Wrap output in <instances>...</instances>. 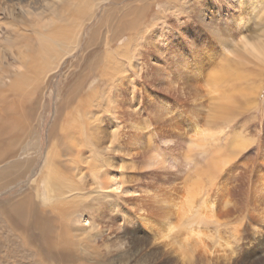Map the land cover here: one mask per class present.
Returning a JSON list of instances; mask_svg holds the SVG:
<instances>
[{"label":"rangeland","instance_id":"1","mask_svg":"<svg viewBox=\"0 0 264 264\" xmlns=\"http://www.w3.org/2000/svg\"><path fill=\"white\" fill-rule=\"evenodd\" d=\"M11 1L0 0V121L16 125L1 138L0 169L23 171L0 180V264H264V58L230 49L262 27L264 6ZM223 73L236 96L229 112L209 107L206 78ZM47 166L72 188L57 194ZM112 176L120 192L102 187ZM23 201L42 237L14 218ZM186 209L182 230L162 241ZM79 211L87 221H70Z\"/></svg>","mask_w":264,"mask_h":264},{"label":"bare ground","instance_id":"2","mask_svg":"<svg viewBox=\"0 0 264 264\" xmlns=\"http://www.w3.org/2000/svg\"><path fill=\"white\" fill-rule=\"evenodd\" d=\"M6 1H8V0H6ZM15 1V0H14ZM20 1V0H19ZM21 1H23V0H21ZM30 1V0H29ZM10 2H12L13 3V1H11L10 0ZM15 2H17V1H15ZM25 1H23V3H24ZM27 2H28V0H27ZM32 2V1H31ZM3 3V2H2ZM18 3V2H17ZM30 3V2H29ZM15 4V3H14ZM25 4V3H24ZM31 4V3H30ZM84 4H85V2H84ZM19 5V4H18ZM26 5H28L27 3H26ZM7 6V5H6ZM25 6V5H24ZM23 6V7H24ZM250 6H252L253 8H254V10H256V11H258L259 9H262L263 8V6H264V0H250ZM25 9V8H24ZM28 9V6H27V8L25 9V10H27ZM31 13V12H30ZM29 13V14H30ZM260 14V12L259 13H257L256 12V16H258ZM28 15V14H27ZM262 15L264 16V12L262 13ZM262 21H264V20H262ZM35 26H38V25H35ZM34 26V30H37V28H38V31H39V33H35V39L36 40H39V39H42L43 37L45 38V34L44 33H42V31H43V29H44V26H45V23L43 24V26H39V27H35ZM262 27L258 30V31H256L255 33H247V34H243L242 36H241V41H240V46L238 47V46H236L237 44H235V45H230L231 47H230V49L234 52V53H237V54H239V56H244V55H246V53H247V55H249V52H250V54L251 55H253V56H259V59H260V57L261 58H264V23H262V25H261ZM50 31H52V30H50ZM42 33V34H41ZM46 33V32H45ZM57 33V32H56ZM41 34V35H40ZM58 34V33H57ZM53 35H54V33H53ZM64 36V35H63ZM34 37V36H33ZM50 37V36H49ZM53 37V36H52ZM54 37H56V36H54ZM17 38V37H16ZM18 39V38H17ZM21 39V38H20ZM34 39V38H33ZM46 39H48V38H46ZM62 39V38H61ZM25 41H26V39H24ZM52 40H53V38H52ZM57 40V39H56ZM17 41H20V40H17ZM22 41V40H21ZM20 41V42H21ZM24 41V42H25ZM42 41V40H41ZM41 41H39V42H41ZM50 41V40H49ZM19 42V43H20ZM28 42H31L30 40H28ZM33 42V41H32ZM48 42V41H47ZM84 42V41H83ZM18 43V46H22L23 44H19ZM26 43V42H25ZM56 43H58V41L56 42ZM44 44V43H43ZM49 44H51V43H49ZM31 46V45H33V44H27V46L25 45L24 47H25V49H23V48H18L19 50L20 49H22L23 51H21L22 53L19 55V57L18 58H22L23 60H25L26 61V59H27V57H28V55H29V52H27L26 50L28 49V47L29 46ZM17 46V47H18ZM43 46V45H42ZM50 46V45H49ZM38 47H39V45H38ZM46 47V46H45ZM29 48H31V47H29ZM49 48V47H48ZM50 51V50H49ZM51 51H52V48H51ZM16 52H18V51H16ZM52 52H54V51H52ZM230 54L232 53V52H230V51H228ZM34 54V53H33ZM50 54V53H49ZM51 55V54H50ZM31 56V55H30ZM39 56H40V54H39ZM43 56V55H42ZM46 57H48V56H46ZM228 57V56H227ZM33 58V57H32ZM249 59H251V58H249ZM255 59H258V58H256L255 57ZM19 60V59H18ZM36 60V59H35ZM34 60V61H35ZM261 60V59H260ZM262 60H264V59H262ZM22 62V61H21ZM241 62V61H240ZM262 62V61H261ZM23 63V62H22ZM31 63V62H30ZM237 63V62H236ZM245 65V64H244ZM231 66V65H230ZM223 67V66H222ZM241 67V66H240ZM30 68V67H29ZM33 68H34V66H33ZM54 68V67H53ZM233 68V67H232ZM37 69H38V67H37ZM18 71V70H17ZM39 71V70H38ZM212 72V71H211ZM208 73V72H207ZM214 73V72H213ZM235 73H236V71H235ZM234 73V74H235ZM77 74V73H76ZM226 74V73H225ZM224 73L223 74H220V75H218L220 78H218L220 81H218V79H215V75H213V77H211L210 78V76H209V78H206L208 81V83H207V85H208V88H207V91H209V90H211V92H212V94L210 95V96H212L213 97V100L210 102V109H218V111H219V109H224L225 111H228L229 112V110H230V107L232 106V103H231V101H232V99H235L236 98V96H234L232 93L230 94V92H228V91H225V88H224V83L223 82H221V81H229V80H227L228 78H227V76H228V74L227 75H225ZM233 74V75H234ZM238 74V73H237ZM209 75H210V72H209ZM232 75V76H233ZM231 76V75H230ZM234 77H236V76H234ZM239 77V76H238ZM230 78V77H229ZM237 78V77H236ZM241 79V78H240ZM238 81H239V79H238ZM241 82V81H240ZM235 85V84H234ZM232 86V85H231ZM237 87V86H236ZM251 87V86H250ZM48 88V87H47ZM252 88V87H251ZM63 91V90H62ZM242 92H240L241 94H243V95H246V97H248V95H249V93H248V95L247 94H244L245 93V91L242 89L241 90ZM248 91V90H247ZM233 92V91H232ZM247 93V92H246ZM207 93H205V95H206ZM235 95H236V93H235ZM245 97V96H244ZM211 98V97H210ZM63 99V98H62ZM247 99V98H246ZM64 100H66V99H64ZM251 100V99H250ZM230 101V102H229ZM247 101V100H246ZM249 102V101H248ZM254 103V102H253ZM5 104V103H4ZM247 104V103H246ZM248 105V104H247ZM256 105V104H255ZM253 107V106H252ZM251 108V107H250ZM222 111V110H221ZM220 111V112H221ZM244 111V110H243ZM11 112V111H10ZM226 113V112H225ZM213 114V113H212ZM218 115V114H217ZM12 116V115H11ZM10 116V117H11ZM11 118H13V117H11ZM219 118V117H218ZM6 119V118H5ZM12 122H14V121H12ZM11 121H0V149L2 148L1 146L5 143V142H8V140H6V139H4L3 141L1 140V138L4 136V135H7L8 133H11V130H12V127L14 126V124L12 123ZM15 123V122H14ZM15 125H16V123H15ZM18 126V125H17ZM17 126H15L16 128H17ZM18 130V129H17ZM19 130H21V129H19ZM13 131H15V130H13ZM16 133V132H15ZM11 135H12V133H11ZM11 135H9L8 137H10ZM15 135V134H14ZM192 136H195V138L196 139H199L198 138V136L196 137V134L195 133H193V134H191ZM190 135V136H191ZM234 135H236V134H234ZM189 138H191V137H189ZM11 139H13V138H11ZM202 139H203V137H202ZM18 140V139H17ZM191 140V139H190ZM235 140H239V139H236L235 138ZM241 140V139H240ZM239 140V141H240ZM11 141V140H10ZM110 141V140H109ZM195 141V140H194ZM193 141V142H194ZM197 141V140H196ZM232 141V140H231ZM17 143V142H16ZM195 143V142H194ZM198 142H196V144H197ZM27 144V143H26ZM196 144H195V146H196ZM236 145H237V143H235ZM238 145H239V143H238ZM202 146V145H201ZM235 148H239V147H235ZM3 149H4V147H3ZM3 149H2V151H3ZM10 149H11V147H10ZM10 149H8V151L10 150ZM23 149V148H22ZM26 149V148H25ZM27 150V149H26ZM101 150V149H100ZM208 150V149H207ZM228 150H232V151H234L235 149H228ZM209 151V150H208ZM9 152H11V151H9ZM13 152V151H12ZM210 152V151H209ZM22 153V152H21ZM20 153V154H21ZM213 154H214V151L212 152ZM5 154V153H4ZM9 154H11V153H9ZM158 154V153H157ZM156 154V155H157ZM3 155V154H2ZM155 155V154H154ZM155 155V156H156ZM215 155V154H214ZM6 156V155H5ZM8 156V155H7ZM9 156H11V155H9ZM16 156V155H15ZM60 156V155H59ZM12 157V156H11ZM10 157V158H11ZM14 157V156H13ZM49 157V156H48ZM4 158V157H3ZM213 156L210 158L212 161H213ZM222 159H223V157H221ZM153 159V158H152ZM4 160H6V158L4 159ZM27 160V159H26ZM157 160V159H156ZM210 160V161H211ZM215 160V159H214ZM221 160V159H220ZM220 160H218L217 161V159H216V161H211L210 162V164L212 165V167H213V169H212V171L213 170H215V168L216 167H218V166H220L219 165V162H220ZM10 161V160H9ZM20 161H22V160H20ZM155 160H153V162H154ZM222 161V160H221ZM24 162V161H23ZM22 162V163H23ZM155 162H157V161H155ZM9 163V162H8ZM11 163H13V165L12 166H9V167H6V168H4V169H0V180L3 178L4 180H5V177H6V181L8 180H12L11 178H13V176L14 175H18V174H20L22 171H23V164L22 165H20L19 163H16V162H11ZM44 164V163H43ZM163 164V163H162ZM225 164V163H224ZM47 165H49V163H47ZM94 165V164H93ZM209 165V164H208ZM211 165H209V166H211ZM222 166V165H221ZM48 167V166H47ZM12 168H15V170H11ZM219 168V167H218ZM33 169V168H32ZM48 170H47V174H46V177H45V182L46 183H49L52 187H53V189L56 191V193L57 194H59V193H62L64 190H66V189H68V188H72V181L71 180H69V179H67L66 178V176H64V175H62V174H60V173H56V170L54 171V169H52V167L51 166H49L48 168H47ZM115 169V168H114ZM32 171V170H31ZM211 171V172H212ZM216 171V170H215ZM210 172V171H209ZM217 172V171H216ZM31 173V172H30ZM213 174V173H212ZM99 175V174H98ZM106 175V174H105ZM209 175V174H208ZM211 175V174H210ZM100 176V175H99ZM104 176V175H103ZM114 176V175H113ZM113 176L111 177V179L110 178H108L107 180H108V182H106L107 184H105V181L103 182V177H102V187L104 188V189H106V188H113L112 186H116L115 187V190H119V192H120V185H121V181H120V179L119 180H117V179H115V178H113ZM16 177V176H15ZM18 177V176H17ZM116 177H117V175H116ZM118 178H119V176H118ZM16 179V178H15ZM122 179V178H121ZM98 180H100V179H98ZM0 183H2V182H0ZM4 184H6V182L4 181L3 182ZM4 184H0L1 186H3ZM100 184V183H99ZM256 185V184H255ZM4 187V186H3ZM192 188V187H191ZM110 190H112V189H110ZM195 191H196V188L194 189ZM20 191V190H19ZM193 191V190H192ZM27 192V191H26ZM28 192H30V191H28ZM197 192V191H196ZM196 192H194V193H196ZM257 192V191H256ZM64 193V192H63ZM122 194H123V192H122ZM259 194V193H258ZM20 195V194H19ZM22 195V194H21ZM258 196V195H257ZM260 196V195H259ZM28 197V196H27ZM26 197V195H25V198H27ZM225 197V196H224ZM29 198V197H28ZM187 198V197H186ZM186 198H185V200H186ZM191 198V197H190ZM262 198V197H261ZM18 199H20V197L18 198ZM21 199H22V197H21ZM24 199V198H23ZM263 199V198H262ZM8 200V199H7ZM15 200V199H14ZM78 200V199H77ZM10 201V200H9ZM9 201H7L8 203H9ZM12 201H13V199H12ZM19 201V200H18ZM28 201V200H27ZM190 201V200H189ZM189 201L188 200H186L185 202H188L189 203ZM264 201V200H263ZM29 202V201H28ZM223 202V201H222ZM25 203H26V201H23V202H20V203H18V204H14L15 206H14V212H15V215H14V218L15 219H17V220H20V221H22L23 223H24V226H26L27 228H30V229H39L40 230V232H41V237L43 236V232H44V227H43V229H40V223L43 221L41 218H40V214H38L35 210H33L32 208H29L30 206L28 205L27 207H26V205H25ZM7 204V203H6ZM6 204H4V205H6ZM191 204V203H190ZM190 204H187V206L188 207H190L191 205ZM227 204V203H226ZM230 204V203H229ZM90 205V204H89ZM179 205V204H178ZM177 205V207H179ZM79 206V205H78ZM184 206H185V204H184ZM2 207V206H1ZM183 207V206H182ZM74 208V207H73ZM84 208V207H83ZM85 208H86V206H85ZM176 208V207H175ZM186 208V207H185ZM192 208V207H191ZM207 208V207H206ZM177 209V208H176ZM184 209V208H183ZM180 210H182L181 208H180ZM223 210V209H222ZM42 212V211H41ZM88 212H89V214H90V211L88 210ZM183 212L184 211H181V213L182 214H180V215H182L181 217H180V219L178 220V224H176V222H172V223H168L167 224V228L164 230V231H162L163 232V234H162V241H167V240H169L170 238H172V236H173V234H175L176 233V230H175V228H180L181 227V224H180V222L181 223H183V221H184V219L186 220V218L187 219H189L190 218V216H189V214H188V210L186 209V214H184L183 215ZM190 212H192V209H191V211ZM46 213V212H45ZM44 214V213H43ZM179 214V213H178ZM8 216V215H7ZM85 213L83 212V213H80V211L79 212H77V213H73V214H71V216H70V218H69V220L70 221H72V222H74V223H83V222H86L87 220L85 219ZM206 216V215H205ZM208 216H209V214H208ZM43 217V216H42ZM63 217V216H62ZM11 218V217H10ZM2 219V218H1ZM196 219H198V218H196ZM202 219V218H201ZM42 220V221H41ZM200 220V219H199ZM9 221H10V223L11 222H13V221H15L14 219H9ZM18 222V221H17ZM19 224H20V222H18ZM184 224H185V222H184ZM22 226V225H21ZM180 226V227H179ZM26 228V229H27ZM165 228V227H164ZM23 230H25V227H23ZM181 230H182V227H181ZM17 231V230H16ZM26 231H29L30 233H31V231L28 229V230H25V232ZM183 231H184V229H183ZM19 232V231H18ZM23 232V231H22ZM33 232V231H32ZM161 232V233H162ZM27 233V232H26ZM39 233V232H38ZM190 235V233H187V235ZM196 234V233H195ZM194 234V235H195ZM39 235V234H38ZM183 235H185V234H183ZM198 235V234H197ZM26 236L28 237L26 240H27V243H29L31 246H33V241L34 240H36V238L35 237H33L31 234H29V233H27L26 234ZM40 237V236H39ZM188 237V236H187ZM191 236H189V238H190ZM26 238V237H25ZM161 238V237H160ZM46 239V242H50L51 240H49V239H47V238H45ZM45 239H43L44 241H45ZM187 239V238H186ZM190 239H192V238H190ZM40 240V239H39ZM188 240V239H187ZM194 240V239H193ZM189 241V240H188ZM37 242V241H36ZM45 242V243H46ZM194 242V241H193ZM196 244V243H195ZM36 245V244H35ZM199 246H201V245H199ZM33 248V247H32ZM199 249H201V248H199ZM204 249V248H203ZM31 250V249H30ZM203 251V250H202ZM185 257V256H184Z\"/></svg>","mask_w":264,"mask_h":264}]
</instances>
